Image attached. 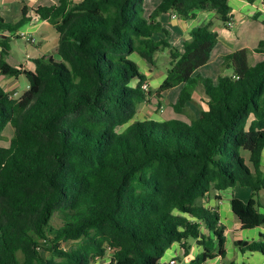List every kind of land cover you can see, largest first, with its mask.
<instances>
[{
    "label": "trees",
    "instance_id": "trees-1",
    "mask_svg": "<svg viewBox=\"0 0 264 264\" xmlns=\"http://www.w3.org/2000/svg\"><path fill=\"white\" fill-rule=\"evenodd\" d=\"M145 1L32 9L59 33L58 56L36 59L33 71L6 61L28 10L16 24L0 13V76L29 83L19 99L0 87V142L9 125L14 133L0 144V264H170L163 258L172 245L188 256L191 239L203 251L190 264H204L225 256V226L203 201L234 187L252 191L247 202L231 200L242 228L264 227V61L252 58L264 51L227 54L216 82L202 77L219 42L213 22L194 28L180 51L159 17L212 11L226 26L229 0H159L149 16ZM166 49V77L147 94L132 56L155 66ZM176 87L171 105L189 125L138 119L150 98L162 107ZM198 88L206 108L195 116L187 108ZM235 246L264 255V234Z\"/></svg>",
    "mask_w": 264,
    "mask_h": 264
},
{
    "label": "crops",
    "instance_id": "crops-1",
    "mask_svg": "<svg viewBox=\"0 0 264 264\" xmlns=\"http://www.w3.org/2000/svg\"><path fill=\"white\" fill-rule=\"evenodd\" d=\"M73 1L78 2L80 0ZM55 2L56 0H0V13L7 23H18L21 19L23 9L26 7L30 21L17 33V35L20 36V32H25L30 38L35 40L34 43L29 44L21 36L20 38L13 37L11 39V50L6 58V61L11 66L16 68L24 67L27 70L33 71L36 67L34 62L36 59L42 57L56 58L58 56L59 33L52 24L40 20L31 11L32 9H37L41 5L55 4ZM159 4V0H146L145 15L149 16ZM229 5L231 7V18L234 22L232 28H227L223 24L215 26V20L218 19L215 12L212 11L197 12L196 17L190 21H185L178 17L174 18L171 14H163L159 17L161 24L171 33V44L178 47L180 51H183V42L190 38V32L194 28L213 22V29L219 35V42L211 54L210 61L199 69L198 74L205 78H211L215 82L221 74V65L225 55L243 49H260L264 51V0H229ZM3 38H8V35H5ZM13 39H23L31 46L32 50L26 54L25 58L17 57L18 48L12 43ZM177 40H180V46L177 45ZM252 58L253 64L264 61V55L262 53H253ZM132 59L139 64L141 72V66L144 68L145 74H142L147 77L146 81L155 92L165 79L166 73L157 70L156 66L147 63L137 55L132 56ZM156 76H159V78H156ZM0 80V87L4 88L7 92H11L12 96L15 98V86L18 83V79L0 76ZM180 90L181 87H176L166 92L161 99V104L164 103L167 95L170 93H175V95L172 96L171 100L173 101L169 100V104L175 103ZM204 97V90L198 88L193 95L192 102L188 103L187 112L191 115L198 116L200 110L206 108L203 102ZM155 100L157 101V99ZM144 110L145 109L141 107L138 116V119L141 121L151 120L154 116L164 119L156 112L147 111L144 113ZM182 116V118L189 122L185 115ZM262 164L264 167V151ZM216 195H220L221 200L217 201ZM232 198H238L247 202L250 200L251 195L249 192H234L233 188H230L225 192L212 193L208 196L207 205L209 207H217L220 215V223L225 226V256L217 255L214 259L208 260L204 264H264L263 254L249 251L243 252L235 246V242L237 241L253 242L259 240L260 235L264 234V227L244 230L239 219L232 212ZM260 201L264 202V191L260 194ZM202 251V246L198 245L196 241L191 243L189 255L184 256L182 264H190ZM181 253H183V250L180 244H174L167 251L163 258V262L169 263L171 260H175L178 264L177 258Z\"/></svg>",
    "mask_w": 264,
    "mask_h": 264
},
{
    "label": "rangeland",
    "instance_id": "rangeland-1",
    "mask_svg": "<svg viewBox=\"0 0 264 264\" xmlns=\"http://www.w3.org/2000/svg\"><path fill=\"white\" fill-rule=\"evenodd\" d=\"M215 23H216L215 26L218 24H222L219 20H215ZM12 43L18 48L17 49L18 50L17 57L25 58L26 54L31 52L30 50H32L31 46L29 44H27L26 41L23 39H13ZM176 43L178 46L181 45L180 40H177ZM173 46H175V45H173ZM176 48H178V47H176ZM169 63H170V51L168 49L161 51V52L156 54L155 66H156L157 70L163 71L164 73H166L170 67ZM141 68H142V73L145 74L144 68L142 66H141ZM156 78H159V76H156ZM0 83H1V80H0ZM28 85H29V83H28V80L25 76L19 77L18 83L15 86V92H16L15 99H19L22 97V95L28 90V87H29ZM9 91H10V89H9ZM150 92L154 93L152 87H150ZM173 95H175V93H170L169 95H167L164 103L162 104L163 105L162 107H159L158 102L155 100L156 98H150L149 101H147L142 106V108L145 109L144 113H146L147 111L148 112L149 111L150 112H156L157 114L160 115V117L164 118V119H160L157 116H154L153 119H151V120L156 121V122L176 119V120L180 121L183 125H189V122L186 119L182 118L183 117L182 115L177 114L174 111L172 105L169 104V100L173 101V100H171ZM161 110H163L162 113H161ZM13 134H14L13 128L11 127V125H9L4 132V136H5L4 141H1L0 144L2 146H5V147L9 146V140L11 139ZM233 191L234 192H249L250 195L252 194V191L249 188L234 187ZM240 194H242V193H240ZM203 202L208 203V198ZM194 242L195 241L193 239H191L189 241L190 244L194 243ZM72 244H73V242H68V243L64 244L63 247L69 248L72 246ZM178 256H179L177 258L178 264H182V262L184 260L183 253L179 254ZM99 263L100 264H109V257L106 258L105 260H101Z\"/></svg>",
    "mask_w": 264,
    "mask_h": 264
},
{
    "label": "built area",
    "instance_id": "built-area-1",
    "mask_svg": "<svg viewBox=\"0 0 264 264\" xmlns=\"http://www.w3.org/2000/svg\"><path fill=\"white\" fill-rule=\"evenodd\" d=\"M173 17L176 18L177 16H176L175 14H173ZM233 26H234V22H233V20L231 19V20L227 23L226 27H227V28H232ZM19 35H20L22 38H24L29 44L34 43V41H35L33 38H30L25 32H20ZM0 36H1V33H0ZM142 88H143V90H144L145 93L148 94V93L150 92V84H149L147 81H145V82L143 83ZM161 112H163V110H161ZM169 263H170V264H177V262H176L175 260H171Z\"/></svg>",
    "mask_w": 264,
    "mask_h": 264
}]
</instances>
